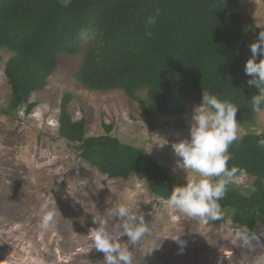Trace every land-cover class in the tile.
Masks as SVG:
<instances>
[{"label":"trees","instance_id":"trees-1","mask_svg":"<svg viewBox=\"0 0 264 264\" xmlns=\"http://www.w3.org/2000/svg\"><path fill=\"white\" fill-rule=\"evenodd\" d=\"M157 9L156 24L146 26ZM261 30L238 0H0V50L13 53L5 67L12 91L6 114L23 107L30 114L37 106L31 96L46 88L59 55L79 54L89 39L78 73L87 89L121 88L151 116H182L184 97L205 91L237 105L238 122L253 123L258 114L251 98L258 89L247 84L244 66ZM143 89L146 98L139 95ZM73 98L71 92L63 97L60 135L79 143L81 157L100 173L123 179L137 175L164 199L184 184L145 149L113 136V124H104L103 135L86 136V119H74L69 111ZM167 123L185 127L183 119ZM259 134L248 133L229 148V167L254 177L253 191L243 194L228 186L219 201L223 219L208 224L225 222V210L233 222L254 232L264 222V149L257 145L264 132Z\"/></svg>","mask_w":264,"mask_h":264},{"label":"rangeland","instance_id":"rangeland-1","mask_svg":"<svg viewBox=\"0 0 264 264\" xmlns=\"http://www.w3.org/2000/svg\"><path fill=\"white\" fill-rule=\"evenodd\" d=\"M69 0H64L68 2ZM256 25H264V0H238ZM87 39L77 55L63 53L44 90L32 94L37 106L27 114L25 107L6 114L11 86L5 74L13 53L0 50V264H105L104 254L89 239L96 227L93 216L107 220L109 230L122 221L110 216L121 203H132L137 216L144 218L149 232L132 249L133 264H264V222L247 247H233L231 211L218 225L200 223L195 218L171 210L164 198L151 191L146 179L110 178L81 157L79 143L68 141L59 132L61 103L66 92L74 95L69 111L74 119L85 118L86 136L106 133L104 124H113V136L122 142L149 149L151 156L167 168L179 182L195 173L177 166L172 144L187 138L193 108L202 94L184 97L187 112L182 116L145 113L137 101L121 89L93 91L80 82L78 73L89 48ZM147 97V90L139 91ZM183 119L184 128L168 125ZM239 123L238 139L248 133L264 132V113L253 123ZM255 129V132L252 130ZM155 143L164 144L158 147ZM96 181V182H95ZM86 182V183H85ZM254 177L242 172L229 188L250 194ZM55 210L50 230L40 228L45 211ZM123 246L127 237L119 239ZM181 234L187 246L180 252L171 237ZM154 248L151 252L150 250Z\"/></svg>","mask_w":264,"mask_h":264},{"label":"clouds","instance_id":"clouds-1","mask_svg":"<svg viewBox=\"0 0 264 264\" xmlns=\"http://www.w3.org/2000/svg\"><path fill=\"white\" fill-rule=\"evenodd\" d=\"M159 9L146 20V26L155 25ZM262 30L250 47L251 56L245 63V74L250 77L247 84L255 86L258 94L251 98L252 111L257 114L264 113V25H257ZM151 36V31L146 33ZM257 57H260L257 59ZM238 106L222 101L217 95L203 91L201 102L194 106L192 123L187 138L172 144L174 155L179 157L177 166L185 172L195 173L186 183L173 187L164 203L171 210L178 211L189 218H195L200 223L223 219L224 213L219 203L239 173L236 166L229 167L231 159L230 146L238 139L239 123L236 118ZM255 132V129L252 130ZM260 135L259 133H256ZM154 143H152L153 145ZM158 147L164 144L155 143ZM152 145L144 150L151 153ZM258 147L264 149V137L257 141ZM96 182V181H95ZM86 183V182H85ZM132 203H121L110 212L114 219L122 221L109 230L107 220L100 216H93L96 225L89 233L94 249L104 254L105 264H133L132 249L149 232L145 220L133 211ZM56 220V211H45L40 221V228L50 230ZM119 239L127 237L123 246ZM264 235V233H261ZM174 240L180 252L187 246V241L181 239V234L167 237ZM259 241L260 236L248 224L233 225L231 243L233 247H247L251 241ZM153 247L149 252H151Z\"/></svg>","mask_w":264,"mask_h":264}]
</instances>
